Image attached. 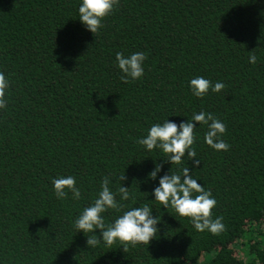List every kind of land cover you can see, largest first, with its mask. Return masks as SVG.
<instances>
[{
    "label": "trees",
    "instance_id": "trees-1",
    "mask_svg": "<svg viewBox=\"0 0 264 264\" xmlns=\"http://www.w3.org/2000/svg\"><path fill=\"white\" fill-rule=\"evenodd\" d=\"M81 3L0 0L10 83L0 109V264H264V0H120L96 36ZM117 52L146 53L144 76L122 81ZM200 76L226 88L196 97L190 81ZM201 111L227 126L230 148L207 145V126L194 122L199 167L138 143L154 124ZM183 167L211 190L225 231L199 232L155 201L159 178ZM67 176L81 199L57 198L52 181ZM106 176L113 192L123 183L135 196L117 194L125 208L104 213L106 224L145 204L160 217L148 246L91 248L74 227Z\"/></svg>",
    "mask_w": 264,
    "mask_h": 264
},
{
    "label": "clouds",
    "instance_id": "clouds-1",
    "mask_svg": "<svg viewBox=\"0 0 264 264\" xmlns=\"http://www.w3.org/2000/svg\"><path fill=\"white\" fill-rule=\"evenodd\" d=\"M119 3L120 0H82L79 7V19L87 30L96 36L104 27L105 18L113 13ZM146 59L147 54L144 52H135L128 57L117 52L116 60L123 73L121 80L129 82L142 78L145 73L143 63ZM249 62L252 64L257 62L254 53L250 56ZM9 87L8 78L4 72L0 71V109L7 108ZM190 87L193 95L203 98L209 94V90L220 92L226 88V85L216 82L213 86L210 80L200 76L190 81ZM194 122L207 126L204 135L207 145L217 151L229 150L230 145L221 139L227 132V126L212 113L203 111L194 113L191 119L179 124L168 119L163 124H154L148 134L138 140V143L148 151L162 150L167 156L166 161L172 165H182L187 157V160H192L194 165L199 167L200 160L196 159L197 152L194 147L197 139L195 131L197 127ZM161 170L162 165L157 163L154 170L149 173V177L153 180L156 179ZM126 179L125 175L119 177L121 182ZM52 183L57 198L67 199L71 193L73 199H81L82 193L77 187L75 177L54 178ZM110 183V179L107 176L104 177L98 197L91 206L83 209L74 221V227L78 232L83 231L86 234V243L91 248L98 246L101 240L109 248L119 241L125 252L129 250L130 246L136 247L139 244L148 246L153 238L157 237L160 217H154L152 208L145 204L123 211V214L117 217L113 223L106 224L104 213L110 209L120 212L125 208V205L116 199L117 194L122 201L129 199L135 201V196L130 193L129 187L123 186L122 183L117 191L113 192L109 187ZM153 194L155 201L163 205L164 208H172L179 216L189 218L197 231H208L214 235L225 231L223 217L214 218L213 210L217 205V200L211 190H206L204 185L193 178L189 167L181 168L179 173L171 171V174L160 177L159 186L154 188ZM97 229L100 230L99 236L95 235ZM89 233L93 235H89Z\"/></svg>",
    "mask_w": 264,
    "mask_h": 264
}]
</instances>
